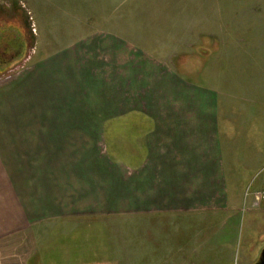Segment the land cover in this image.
<instances>
[{
	"label": "crops",
	"instance_id": "1",
	"mask_svg": "<svg viewBox=\"0 0 264 264\" xmlns=\"http://www.w3.org/2000/svg\"><path fill=\"white\" fill-rule=\"evenodd\" d=\"M97 44L38 49L44 64L0 81V264H70L102 243L92 230L119 205L170 214L175 230L239 210L243 184L227 160L241 142L220 118L219 91L170 67L111 56L102 66ZM210 252L220 264L219 247Z\"/></svg>",
	"mask_w": 264,
	"mask_h": 264
},
{
	"label": "rangeland",
	"instance_id": "2",
	"mask_svg": "<svg viewBox=\"0 0 264 264\" xmlns=\"http://www.w3.org/2000/svg\"><path fill=\"white\" fill-rule=\"evenodd\" d=\"M0 22L12 25L6 33L20 22L33 46L5 66L0 81L44 64L38 49L98 40L90 56H101L102 66L111 56L119 66L170 67L219 91L220 118L228 116L230 138L241 142L227 160L238 176L232 184H243L230 186L231 197L242 190L230 219L175 220V230L174 220L164 219L170 214L126 213L119 205L111 218L102 211L92 230L101 232L102 249L71 253L70 264H210L213 247L224 254L220 264L255 263L264 248V202L254 196L264 183V0H0Z\"/></svg>",
	"mask_w": 264,
	"mask_h": 264
},
{
	"label": "flooded vegetation",
	"instance_id": "3",
	"mask_svg": "<svg viewBox=\"0 0 264 264\" xmlns=\"http://www.w3.org/2000/svg\"><path fill=\"white\" fill-rule=\"evenodd\" d=\"M17 30V39L15 42V45L8 49V52L6 51L5 40L6 39V28H10L12 25L8 22H0V68L2 65H4L5 61L4 58L7 57V55H13V56H19L21 52H23L27 48V40L26 35H22L23 32H25V27L23 28L22 24L15 23L14 24ZM18 45V46H17ZM17 46V48H15ZM3 49V50H2ZM3 68V67H2ZM261 255V254H260ZM253 264V263H252ZM254 264H264V260L259 256V258L255 261Z\"/></svg>",
	"mask_w": 264,
	"mask_h": 264
},
{
	"label": "trees",
	"instance_id": "4",
	"mask_svg": "<svg viewBox=\"0 0 264 264\" xmlns=\"http://www.w3.org/2000/svg\"><path fill=\"white\" fill-rule=\"evenodd\" d=\"M10 29V28H9ZM8 29V30H9ZM7 30V33L5 32V35H6V39H4L5 40V46H6V50H8V49H10L11 47H13V45H15V41H16V39H17V30H15V29H11V30H9L8 31ZM20 60V58L17 60L16 58H15V56H13V55H7V57L6 58H4V61H5V63H4V65H2L1 66V68H0V70L2 71V70H5V66L6 65H9V64H11L13 61L15 62H17V61H19ZM3 67V68H2ZM94 238V237H93ZM91 240H93V239H91ZM94 240H97V238H94ZM89 247H91V245L89 246ZM92 248V250H94V252H98V250L100 251L101 249H102V246H101V244L100 245H93V247H91ZM86 251H88V249H86ZM75 252V251H74ZM98 264V263H97Z\"/></svg>",
	"mask_w": 264,
	"mask_h": 264
},
{
	"label": "built area",
	"instance_id": "5",
	"mask_svg": "<svg viewBox=\"0 0 264 264\" xmlns=\"http://www.w3.org/2000/svg\"><path fill=\"white\" fill-rule=\"evenodd\" d=\"M254 196L258 202H261L264 200V188L259 189L254 193Z\"/></svg>",
	"mask_w": 264,
	"mask_h": 264
},
{
	"label": "water",
	"instance_id": "6",
	"mask_svg": "<svg viewBox=\"0 0 264 264\" xmlns=\"http://www.w3.org/2000/svg\"><path fill=\"white\" fill-rule=\"evenodd\" d=\"M260 257L264 260V248H263L262 251H261V255H260Z\"/></svg>",
	"mask_w": 264,
	"mask_h": 264
}]
</instances>
